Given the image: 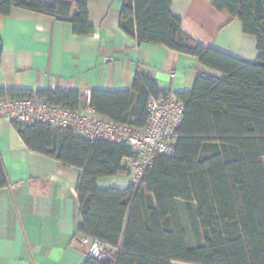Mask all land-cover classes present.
<instances>
[{
    "label": "trees",
    "instance_id": "1",
    "mask_svg": "<svg viewBox=\"0 0 264 264\" xmlns=\"http://www.w3.org/2000/svg\"><path fill=\"white\" fill-rule=\"evenodd\" d=\"M119 29L137 44H153L191 56L221 77L199 73L183 103L175 152L157 156L137 188L99 189L100 178L126 175L125 145L89 141L70 130L11 122L31 151L82 170L76 194L83 237L117 248L108 260L87 255L84 264H264V0H213L254 37L258 55L244 61L205 48L184 34L170 0H121ZM0 0V16L12 9L69 22L88 36L87 0ZM2 45L0 41V55ZM154 80L136 74L124 92L0 89V99H43L70 111L89 106L114 124L147 126L150 97L166 95ZM8 179L0 158V189ZM186 230L191 236L188 245ZM188 239V240H187ZM87 253V252H86Z\"/></svg>",
    "mask_w": 264,
    "mask_h": 264
},
{
    "label": "crops",
    "instance_id": "2",
    "mask_svg": "<svg viewBox=\"0 0 264 264\" xmlns=\"http://www.w3.org/2000/svg\"><path fill=\"white\" fill-rule=\"evenodd\" d=\"M49 6L53 0H42ZM70 18L76 14L74 0ZM181 30L205 48L244 61L258 52L237 19L213 0H170ZM121 0H87L93 32L77 36L69 22L20 9L0 16V89L32 92H124L136 74L175 95L192 89L199 73L221 77L196 58L153 44H137L119 29ZM0 158L8 185L0 189V264H84L76 187L82 170L31 151L0 112ZM126 175L100 178L99 189H125ZM178 264V263H171Z\"/></svg>",
    "mask_w": 264,
    "mask_h": 264
},
{
    "label": "built area",
    "instance_id": "3",
    "mask_svg": "<svg viewBox=\"0 0 264 264\" xmlns=\"http://www.w3.org/2000/svg\"><path fill=\"white\" fill-rule=\"evenodd\" d=\"M146 111L147 126L134 130L127 125L114 124L95 113L89 106L70 111L51 105L43 99H0V112L10 121L23 125H47L60 130H70L75 136L89 141H104L127 146L132 156L122 163L127 169L129 185L137 188L145 171L157 156L174 155L176 130L182 122L184 105L173 94L150 97ZM87 255L97 261L108 260L117 248L98 240L81 237Z\"/></svg>",
    "mask_w": 264,
    "mask_h": 264
},
{
    "label": "rangeland",
    "instance_id": "4",
    "mask_svg": "<svg viewBox=\"0 0 264 264\" xmlns=\"http://www.w3.org/2000/svg\"><path fill=\"white\" fill-rule=\"evenodd\" d=\"M263 163H264V160H263ZM186 233H187V237H188V239H189V240L187 239V240H188V245L191 246V244H190V242H189L190 239H191V236L189 235V232H188L187 230H186ZM178 264H179V263H178Z\"/></svg>",
    "mask_w": 264,
    "mask_h": 264
}]
</instances>
